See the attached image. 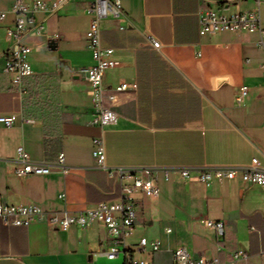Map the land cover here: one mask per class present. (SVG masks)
I'll return each mask as SVG.
<instances>
[{"label": "crops", "instance_id": "crops-1", "mask_svg": "<svg viewBox=\"0 0 264 264\" xmlns=\"http://www.w3.org/2000/svg\"><path fill=\"white\" fill-rule=\"evenodd\" d=\"M12 1L0 0V12H7ZM93 1L73 0L50 16L36 13L40 35L26 39L33 47V73L18 82L5 71L6 28L14 16L0 17V116L12 120L10 126L0 122V200L77 214L115 198L120 183L93 156V138L101 136L109 167H150L160 175L158 196L136 195L129 252L147 237L148 250L140 256L152 264H176L178 245H186L194 257H218L221 264H233L232 252L243 249L253 263L264 264L262 186L240 178L185 182L177 172L169 179L163 172L243 167L254 158L264 167V49L256 44L258 34H202L198 12L203 0H120L121 15L100 21L102 45L113 48L119 61L105 71L104 86H135L119 94L118 122L100 127L93 123L96 111L82 71L94 63L86 48L93 18L86 8ZM256 2L214 0L210 7L251 10ZM151 37L160 41L159 48ZM243 85L249 90L239 105ZM19 146L47 163L63 154L69 172L16 176ZM207 218L224 221L222 240L204 225ZM153 242L160 244L156 251ZM107 243V231L98 223L63 231L44 216L21 226L0 219V264H126L124 254L114 259L103 254Z\"/></svg>", "mask_w": 264, "mask_h": 264}, {"label": "built area", "instance_id": "built-area-1", "mask_svg": "<svg viewBox=\"0 0 264 264\" xmlns=\"http://www.w3.org/2000/svg\"><path fill=\"white\" fill-rule=\"evenodd\" d=\"M73 0H13L7 12H0L4 18L9 12L14 16L13 24L6 28L8 48L6 49L7 62L5 71L10 73L15 82L23 77L32 75L33 69L29 59L33 47L26 43L31 36H39L42 29L41 22L36 20V13L43 12L50 16L57 13ZM214 0H203L204 6L199 10L200 32L202 34H217L221 32L245 31L257 33L256 44L264 49V28L262 25L260 0L258 5L251 10H241L236 7L233 11H219L212 9L210 3ZM234 2L237 0H224ZM88 14L93 15L89 29L86 32V48L93 54L94 63L84 67L82 71L90 85L88 91L95 108L93 123L103 127L107 124H116L119 113L116 106L119 94L126 91L134 84L121 83L120 85L107 89L104 86L105 71L115 67L119 61L114 58V49L104 47L101 42L100 21L109 17L118 18L121 13L120 0H94L86 8ZM150 41L155 48L161 43L158 39L151 37ZM262 82L264 84V63L262 65ZM249 87L243 85L241 93L237 97L239 105L244 103ZM0 122L11 125L10 118L0 116ZM264 126V124H263ZM93 156L97 160L99 168L105 170L109 178L120 183V191L117 196L109 201L97 203L94 207L85 208L77 214L69 211L46 212L39 204L34 202L20 203L15 205L5 204L0 200V219L5 225H29L42 216L51 226L66 231L72 225L83 228L93 223L102 225L108 234V243L103 251L109 259H114L120 254L126 256V264H152L151 260L140 256L148 250L149 241L147 237H141L137 248L132 252L127 249V239L131 237L136 228L137 210L136 195L143 193L147 196L156 197L160 193L158 185L160 175L158 170L150 167H109L106 164V151L101 136L93 138ZM2 155L0 152V160ZM54 171L67 174L68 166L64 162L63 154H60L55 163H47L33 159L23 146L17 149V161L14 174L18 177H26L39 174H50ZM166 179L170 178L171 172L179 173L185 182L211 183L213 180L222 182L224 179L240 178L247 184H256L264 188V167L258 165L256 158L250 165L243 167L209 166L202 168L172 167L163 169ZM206 227L215 230L218 240H222L226 234L224 221L203 219ZM160 248L158 242L152 243V250ZM221 250V247H217ZM176 264H221L218 257H194L186 245H178L173 251ZM233 264L246 263L255 264L251 256L243 249L232 252Z\"/></svg>", "mask_w": 264, "mask_h": 264}, {"label": "rangeland", "instance_id": "rangeland-1", "mask_svg": "<svg viewBox=\"0 0 264 264\" xmlns=\"http://www.w3.org/2000/svg\"><path fill=\"white\" fill-rule=\"evenodd\" d=\"M258 3L256 2V5H257ZM259 6H260V11H261V13H262V17H261V19H262V24L264 25V1H262V0H260V4H259ZM264 28V27H263Z\"/></svg>", "mask_w": 264, "mask_h": 264}, {"label": "water", "instance_id": "water-1", "mask_svg": "<svg viewBox=\"0 0 264 264\" xmlns=\"http://www.w3.org/2000/svg\"><path fill=\"white\" fill-rule=\"evenodd\" d=\"M49 46H50L51 48H55V44L53 43V41L50 42Z\"/></svg>", "mask_w": 264, "mask_h": 264}]
</instances>
